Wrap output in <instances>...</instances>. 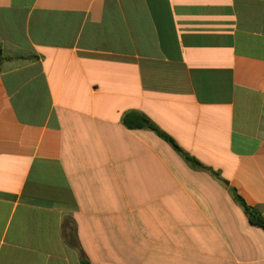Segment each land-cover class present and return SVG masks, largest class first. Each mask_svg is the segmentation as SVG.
Segmentation results:
<instances>
[{
	"label": "crops",
	"instance_id": "obj_1",
	"mask_svg": "<svg viewBox=\"0 0 264 264\" xmlns=\"http://www.w3.org/2000/svg\"><path fill=\"white\" fill-rule=\"evenodd\" d=\"M0 46V264H264V0H0Z\"/></svg>",
	"mask_w": 264,
	"mask_h": 264
},
{
	"label": "trees",
	"instance_id": "obj_2",
	"mask_svg": "<svg viewBox=\"0 0 264 264\" xmlns=\"http://www.w3.org/2000/svg\"><path fill=\"white\" fill-rule=\"evenodd\" d=\"M3 51L0 46V70L3 63ZM125 125L130 129H143L150 128L155 131L161 138L170 143L174 149L184 158V160L192 165L193 167L200 169H207L203 164H201L196 158L190 156L188 153L184 152L180 146L167 134L162 132L158 127H156L145 115L138 112H131L127 114L124 118ZM215 175H219L215 173ZM229 191L232 194L235 201L241 206L247 215L250 223L264 231V218L260 212H258L255 208L251 207L247 204L244 198L238 194L237 190L233 187L229 186Z\"/></svg>",
	"mask_w": 264,
	"mask_h": 264
}]
</instances>
